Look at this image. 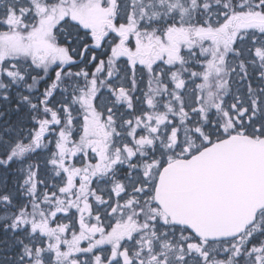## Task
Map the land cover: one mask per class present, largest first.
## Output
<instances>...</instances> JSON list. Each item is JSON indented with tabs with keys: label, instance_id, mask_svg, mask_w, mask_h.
<instances>
[{
	"label": "snow or ice",
	"instance_id": "obj_1",
	"mask_svg": "<svg viewBox=\"0 0 264 264\" xmlns=\"http://www.w3.org/2000/svg\"><path fill=\"white\" fill-rule=\"evenodd\" d=\"M0 264H264V0H0Z\"/></svg>",
	"mask_w": 264,
	"mask_h": 264
}]
</instances>
